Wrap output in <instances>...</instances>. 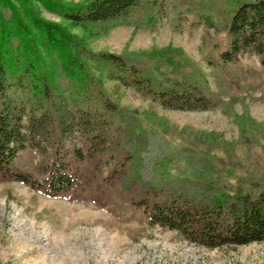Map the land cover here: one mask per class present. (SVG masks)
Wrapping results in <instances>:
<instances>
[{
	"label": "trees",
	"instance_id": "16d2710c",
	"mask_svg": "<svg viewBox=\"0 0 264 264\" xmlns=\"http://www.w3.org/2000/svg\"><path fill=\"white\" fill-rule=\"evenodd\" d=\"M38 1L88 28L193 12L226 33L222 62L253 52L264 66V0ZM1 8L10 10L8 18ZM150 55L172 63L164 51ZM188 63L192 72L183 79L135 66L123 55L91 50L60 24L43 19L32 0H0V180L50 196L89 193L97 204L116 189L150 225L177 230L208 248L263 241L264 186L249 179L256 192L230 191L208 154L169 147L160 132L140 130L135 111L118 106L104 86L103 78L114 81L115 88H133L168 109L225 107ZM57 67L67 79L63 87L56 82ZM25 148L40 155L28 170L14 164ZM179 162L187 174L168 169Z\"/></svg>",
	"mask_w": 264,
	"mask_h": 264
},
{
	"label": "rangeland",
	"instance_id": "374dc122",
	"mask_svg": "<svg viewBox=\"0 0 264 264\" xmlns=\"http://www.w3.org/2000/svg\"><path fill=\"white\" fill-rule=\"evenodd\" d=\"M32 1L43 19L60 24L93 51L123 55L135 66L175 79L189 76L188 61L193 62L225 107L168 109L133 88H115L114 81L103 78L104 86L118 106L135 111L140 130L160 132L169 147L208 154L230 191L256 192L249 179L264 186V66L257 54L243 52L236 61L222 62L226 33L193 12H166L152 23L88 28ZM1 13L10 16L8 8ZM158 51L172 63L150 55ZM66 81L57 67L56 82L63 87ZM39 158L36 150L25 148L14 164L28 170ZM167 167L174 175L187 174L183 162ZM0 264H264V240L208 248L177 230L150 225L116 189L97 204L89 193L50 196L21 182L0 180Z\"/></svg>",
	"mask_w": 264,
	"mask_h": 264
}]
</instances>
